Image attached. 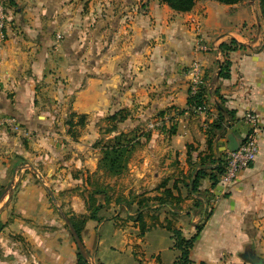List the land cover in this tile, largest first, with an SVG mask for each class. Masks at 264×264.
Returning a JSON list of instances; mask_svg holds the SVG:
<instances>
[{
    "label": "crops",
    "instance_id": "crops-1",
    "mask_svg": "<svg viewBox=\"0 0 264 264\" xmlns=\"http://www.w3.org/2000/svg\"><path fill=\"white\" fill-rule=\"evenodd\" d=\"M12 1L0 36V117H15L28 134L0 131V264H77L70 229L48 205L43 180L59 202L68 195L84 202L80 196L98 173L102 124L127 108L133 112L127 122L144 124L148 133L136 155L139 161L142 153L144 161L130 163L127 173L142 181L118 195L124 202L112 219L86 222L81 237L95 263L105 264L97 256L94 228L107 220L127 231L133 248L151 243L156 229L168 234L162 232L169 242L144 264L175 263L179 253L169 220L186 238L205 224L191 254L195 264H250L244 257L250 254L264 259L260 11L212 0L198 2L188 13L156 0H88L84 6L79 0H27L30 9L22 13L16 4L25 1ZM232 40L241 48L230 53L231 76L223 79L220 65L226 57L219 59L215 50ZM200 41L214 51L199 52ZM195 62L204 70L206 115L188 104L187 71ZM222 108L234 119L226 116L227 133L215 138L220 152L230 134L240 140L249 130L247 112L261 117L257 159L230 185L211 180L219 154L208 146V131ZM73 112L86 116L84 126L66 125ZM157 120L162 128L151 130ZM200 171L206 176L194 193ZM199 200L203 208L196 207ZM140 208L142 222L135 221ZM78 212L70 218L89 214Z\"/></svg>",
    "mask_w": 264,
    "mask_h": 264
},
{
    "label": "trees",
    "instance_id": "trees-1",
    "mask_svg": "<svg viewBox=\"0 0 264 264\" xmlns=\"http://www.w3.org/2000/svg\"><path fill=\"white\" fill-rule=\"evenodd\" d=\"M162 4L168 5L172 10L179 12V13H188L191 12L196 4L200 1H206V0H156ZM219 2L224 5L228 6H234L242 3L245 0H212ZM260 11H261V17L264 19V0H258ZM12 3V2H11ZM241 46L238 45V43L235 40H232L230 44H222L220 46V51L226 57V60L220 65L221 72L220 77L223 79H229L230 78V72H231V66L232 63L229 60L230 53L237 51ZM190 110L194 112V108L202 106L206 104V98H205V89L204 86L202 87L200 93L197 96L189 97ZM225 109V108H224ZM221 109V113L219 117L213 122L211 125L209 132L210 138L208 139V146L209 148H213L216 152L215 154H219V157L214 159L212 161V165L215 167L214 171L215 173L211 175V180L217 185L220 181L221 176L224 174L225 171V162L223 160L224 153L219 151V147L217 146L215 148V138L219 133L224 134L227 130V120L226 116L229 117V119H234V113L229 110ZM195 113V112H194ZM75 114H71L70 120L68 122L69 126L71 128H74V126L71 125L73 122V117ZM80 118L79 120V126H84L86 121V116H78ZM108 122L112 124L113 126L111 129L108 130V132L115 133L113 137L107 138V140H99L96 144L101 149V157L98 164V173L95 175L96 177L101 176L102 174L111 178V179H118L120 177H123L127 174L129 171V165L130 162L138 150V147L141 146L142 142L141 139L143 137H148L147 132H141V134H138L139 130H135V132L128 134L125 132H119L118 131V125L126 120V116L124 115L123 110H120L119 112H116L115 114H112L108 117ZM176 128H171V134L175 133ZM100 173H102L100 175ZM206 176V173L203 171H200L197 176L194 179L193 185H192V192L197 193L198 187H199V181L201 178ZM2 194V191H0V196ZM98 194H104L105 197V203L104 204H98L95 206V196ZM112 197V196H111ZM109 195H107V192L101 188L93 190V192L90 193V200L92 202V205H94V210L90 212L88 215L83 217V222H76L73 217L71 218V221L73 222L78 234L81 236L85 224L89 220H97L102 221L105 220L102 218V216H99L100 212L103 211L105 208L104 205L107 202H110V199H112ZM117 204H122L124 202V198L120 195L117 197ZM157 202L159 201L161 205L165 203L163 199H157ZM209 203V202H207ZM141 204V203H140ZM142 205V204H141ZM164 205H169L167 202ZM205 206V203L201 200L197 201L196 207L203 208ZM130 208V206L128 207ZM135 221H143V208H140L138 210V214L136 216ZM206 219H204V222ZM204 223L200 224L196 228V234L191 238L184 237L182 231L178 229H174L172 227V222L168 221V230L171 232V239L173 241V248L179 253L176 261L174 264H195V262L192 259V251L194 250L196 243L198 241V238L200 237L203 229H204ZM77 264H89L88 261L85 259V257L79 252L77 254Z\"/></svg>",
    "mask_w": 264,
    "mask_h": 264
},
{
    "label": "rangeland",
    "instance_id": "rangeland-1",
    "mask_svg": "<svg viewBox=\"0 0 264 264\" xmlns=\"http://www.w3.org/2000/svg\"><path fill=\"white\" fill-rule=\"evenodd\" d=\"M2 2H4V4L7 7H10V2H13L12 0H1ZM25 1V2H24ZM22 3L18 2L17 7H20L22 9V13L25 12V10H29L30 7L29 2L27 3V0H24ZM88 0H79L78 1V5L79 3H82V5L84 6L85 2H87ZM242 7H247V8H256V10L260 11V6H259V1L258 0H245L242 3H240ZM260 15H261V11H260ZM262 18V17H261ZM60 38V37H59ZM214 51V50H211ZM210 51V52H211ZM124 112V115L126 116V120L123 121L122 123H120L118 125V131L119 132H125L128 134H131L133 132H135V130H139L138 134H141V132H146V128H144V124H139L136 122H127L128 117L133 113L130 112V109H122ZM71 114H75V116L73 117V122L71 123L72 126H77L79 127V120L80 118L78 117L79 115L76 112H73ZM70 114V117H71ZM135 114V113H134ZM110 116V115H109ZM106 117V123L103 125L102 124V131L100 132V137L98 140H107V138L109 137L110 133L108 132L109 129H111V127L113 126L112 124H110L108 122V117ZM160 120H157L154 123L153 128L151 130H157L162 128L163 124H159ZM69 122V121H68ZM77 122V123H76ZM144 123V122H143ZM158 123V126H156V124ZM66 125H69L68 123H66ZM143 126L140 127V126ZM156 126V127H155ZM60 129V127H59ZM227 133V130L225 131L224 134H222L223 136H225ZM226 139V138H225ZM142 141V139H141ZM145 141H142L141 146L138 147V150L136 151V153L134 154L132 160H131V164L137 160L136 159V155L138 154L137 152L141 150L142 147L145 146ZM213 149V148H212ZM139 163L142 164V162L144 161V159H142V153H139ZM224 156V155H222ZM219 157V156H218ZM128 173V172H127ZM133 174H127L123 177H120L118 179H111L105 175H101L98 176L94 179V183L93 185H89V189H86L85 192L82 194L81 199L84 201L82 202L81 200L78 199H74L73 197H70L71 195H68V197H62L63 201H58L57 197L55 196L52 188L47 185V183L43 180L44 186L46 187L47 191L48 189H50L55 198L57 203L55 204L54 202L51 201V196L48 199V205H50L53 210H56L55 212L59 213L58 211V207H60L62 209V211L64 212V214L70 219V214L73 212H78L79 211H87V213L92 212V210H94V207L97 206L98 204H104L105 203V197L104 194H98L95 196V206L92 205V202L90 200V193L93 192L94 188L98 189L101 188L103 190H105L107 192V195H109L112 199H110V202H107L103 208L104 210L100 212V216H102V218L106 219H112V217L114 216V214L117 213L118 211V205H117V197L119 194H121L122 192L126 191L128 186H136L139 185L142 181V177H134L132 176ZM41 177V176H40ZM42 178V177H41ZM138 181V183H137ZM49 194V192H48ZM50 195V194H49ZM9 204V203H8ZM79 213V212H78ZM60 214V213H59ZM59 216V215H58ZM86 215H81V219L79 218L78 220L76 219V217H73V219H75L76 222H83V217H85ZM123 216L125 217L123 221H126V217L127 214L124 213ZM60 217H62L60 215ZM61 219V218H60ZM16 221L21 222L18 218H16ZM122 221V222H123ZM204 221V220H203ZM72 222V221H71ZM73 224V222H72ZM94 226H98V223H93ZM74 225V224H73ZM75 227V226H74ZM65 228L68 230V225L66 224ZM94 228V227H91ZM76 229V228H75ZM69 231V230H68ZM77 231V230H76ZM125 230L122 229H118L112 222V220H107L104 222V224L100 227V228H94V239L96 242V238L99 240L100 245H97V256L98 258L104 262L105 264H144L145 261L147 259H152L153 257H155L154 255L158 253L156 248H164L163 245H165V243L168 241L169 242V238L166 239L163 235H162V230L160 229H156L153 234H150L151 236V243L149 244H143L141 245V247H130V245H128V234L127 231L126 233H124ZM164 234H166V232H163ZM168 235V234H166ZM81 237V236H80ZM82 239V237H81ZM83 241V240H82ZM72 243H74V246L76 248V252L79 253V249L77 244L75 243V240L72 236ZM98 243V242H97ZM84 244V243H83ZM86 250V247H85ZM136 250V253L135 251ZM89 251L86 250V253L88 255V263L89 264H96L95 263V259L93 258V255H91L90 253H88ZM92 253H96L95 248L92 250ZM11 256H14L13 254H11ZM139 258L141 260H139Z\"/></svg>",
    "mask_w": 264,
    "mask_h": 264
},
{
    "label": "built area",
    "instance_id": "built-area-1",
    "mask_svg": "<svg viewBox=\"0 0 264 264\" xmlns=\"http://www.w3.org/2000/svg\"><path fill=\"white\" fill-rule=\"evenodd\" d=\"M9 20L8 7L0 0V36L4 38V30L7 27ZM199 52H209L211 47L203 42L197 43ZM217 57H222V52L215 50ZM189 79V96H197L204 86L205 75L203 66L195 62L187 71ZM207 105L194 108L197 114L206 115ZM244 122L248 125L249 130L240 138L239 149L237 151H225L223 160L225 162V171L220 178V183L230 185L238 178V175L243 170L249 168L257 159L259 154V137L261 134V117L256 112H247L244 116ZM159 124H163L160 122ZM158 126V124H156ZM155 126V127H156ZM153 128V126H152ZM208 128V126L206 127ZM0 131H11L18 134L27 135L21 124L15 117L5 116L0 117Z\"/></svg>",
    "mask_w": 264,
    "mask_h": 264
},
{
    "label": "water",
    "instance_id": "water-1",
    "mask_svg": "<svg viewBox=\"0 0 264 264\" xmlns=\"http://www.w3.org/2000/svg\"><path fill=\"white\" fill-rule=\"evenodd\" d=\"M228 140H229V144L225 147H223L221 149L222 152H225L227 150L229 151H237L239 149V144H240V140L233 134H230L228 136ZM48 192L51 196V199L52 201L56 204L57 201H56V198L53 194V192L48 189ZM58 211L60 213V215L62 216V218L64 219V221L66 222V224L68 225L69 229H70V232L75 240V243L77 244L78 246V249H79V252L85 257V259L87 260L88 259V255L86 253V250H85V246L83 244V241L80 237V235L78 234V232L76 231L74 225L72 224V222L70 221V219L64 214V212L62 211V209L60 207H58ZM245 259L247 261L250 262V264H264V259H260V258H256V256H254V254H250V255H245L244 256Z\"/></svg>",
    "mask_w": 264,
    "mask_h": 264
}]
</instances>
